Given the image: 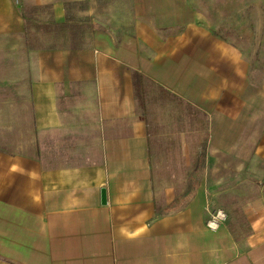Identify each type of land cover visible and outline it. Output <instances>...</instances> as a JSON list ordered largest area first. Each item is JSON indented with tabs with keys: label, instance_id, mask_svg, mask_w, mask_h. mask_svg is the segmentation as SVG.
Here are the masks:
<instances>
[{
	"label": "crops",
	"instance_id": "1",
	"mask_svg": "<svg viewBox=\"0 0 264 264\" xmlns=\"http://www.w3.org/2000/svg\"><path fill=\"white\" fill-rule=\"evenodd\" d=\"M123 2L0 0V36L42 42L32 149L0 147V264H264V183L242 197L233 143L208 171L197 139L203 116L234 115L249 69L192 0ZM227 194L244 225L213 230Z\"/></svg>",
	"mask_w": 264,
	"mask_h": 264
},
{
	"label": "rangeland",
	"instance_id": "2",
	"mask_svg": "<svg viewBox=\"0 0 264 264\" xmlns=\"http://www.w3.org/2000/svg\"><path fill=\"white\" fill-rule=\"evenodd\" d=\"M123 1L121 15H129L127 0ZM192 2L198 22L214 31L220 40L232 45L236 58L249 69L248 78L236 80L234 115L220 116L212 131H206L208 121L204 116L202 118L205 130L197 139L203 140L204 167L211 171L214 165L212 160H207L212 149L226 157V141H229V148L232 142L236 179L229 185L242 197H250L251 194L247 196L244 190L264 183V0ZM91 21L108 26L122 25L128 19ZM40 45L41 36L33 30L24 36H0V147L5 142L12 144L11 148L17 151L32 149L26 143L27 139L34 138L30 85L37 77L36 59ZM239 198L238 194L218 196L214 211L223 212L224 222L244 225Z\"/></svg>",
	"mask_w": 264,
	"mask_h": 264
},
{
	"label": "built area",
	"instance_id": "3",
	"mask_svg": "<svg viewBox=\"0 0 264 264\" xmlns=\"http://www.w3.org/2000/svg\"><path fill=\"white\" fill-rule=\"evenodd\" d=\"M222 211H219L217 213H214L211 217V220L209 221L208 225L211 229L217 230L219 227V223L223 221L224 214H222Z\"/></svg>",
	"mask_w": 264,
	"mask_h": 264
},
{
	"label": "water",
	"instance_id": "4",
	"mask_svg": "<svg viewBox=\"0 0 264 264\" xmlns=\"http://www.w3.org/2000/svg\"><path fill=\"white\" fill-rule=\"evenodd\" d=\"M107 196H106V190L104 189L103 191H102V201H103V203H106V201H107V198H106Z\"/></svg>",
	"mask_w": 264,
	"mask_h": 264
}]
</instances>
